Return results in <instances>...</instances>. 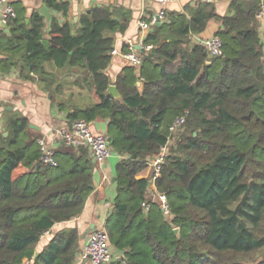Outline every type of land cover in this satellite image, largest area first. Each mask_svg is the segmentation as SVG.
Instances as JSON below:
<instances>
[{
  "label": "trees",
  "instance_id": "1",
  "mask_svg": "<svg viewBox=\"0 0 264 264\" xmlns=\"http://www.w3.org/2000/svg\"><path fill=\"white\" fill-rule=\"evenodd\" d=\"M63 17L68 3L46 0ZM10 36L0 40L8 58L0 70L15 65L44 83L57 69L79 68L93 103L71 107L70 124L83 119L108 120L114 153L124 155L115 167L116 197L104 230L119 259L110 264H264V42L255 14L258 0L230 4L232 15L220 18L216 33L222 55L209 58L192 35L216 17L213 4L186 7L167 15L143 42L142 64L117 77L119 99L108 94L104 74L114 40L124 33L130 15L113 7L92 8L79 27L51 20L44 38V18L14 4ZM47 42V45L43 43ZM138 80L145 82L140 93ZM184 116L179 132L173 121ZM27 120L12 117L9 135L0 134V264H74L80 252L77 228L60 230L39 254L40 238L54 225L83 210L93 191L89 153H55L56 167L39 162L36 142H26ZM177 136L165 157L155 186L166 196L170 217L156 203L146 211L149 157ZM175 138V137H174ZM178 229V234L174 230Z\"/></svg>",
  "mask_w": 264,
  "mask_h": 264
},
{
  "label": "crops",
  "instance_id": "2",
  "mask_svg": "<svg viewBox=\"0 0 264 264\" xmlns=\"http://www.w3.org/2000/svg\"><path fill=\"white\" fill-rule=\"evenodd\" d=\"M68 3V12L65 17L60 13L48 8L45 2L38 0H14L17 8L25 10V23H29L34 12L39 13L41 7H45L50 14L47 20L44 18V38H48L51 20L56 19L60 24L67 22L74 29L79 27L80 17L92 8L113 7L122 9L130 15V22L124 33L106 34L114 40V49L120 54L127 51L129 44L136 49L144 45L143 42L148 32L139 29L140 20L147 19L153 14L158 6L145 0H57ZM239 0H218L213 4L216 17L210 20L202 33L192 35L189 39L191 44H199L204 40L215 36L221 28L220 18L232 15L230 4ZM186 7H196L191 0L170 3L167 6V15L186 13ZM168 18V17H167ZM259 35L264 42V22H257ZM10 36L8 26H3L0 22V40H5ZM120 54L111 57V61L104 71L110 80V85L115 86L117 77L122 75L126 67L125 60ZM8 53L0 47V61L8 58ZM15 65L7 71L0 70V134L3 137L9 135L6 129L7 122L12 117H23L27 120L26 142H37L43 139L54 153L66 152L78 154V148H68L63 144L59 135L60 130L69 127L71 124L67 119V113L71 107L84 108L90 106L93 100L90 95L88 85L84 82L83 72L79 68L64 67L57 69L51 64H45L46 70L51 74L48 82L44 83L33 74L23 71L24 64L20 60V55L13 57ZM139 69H136L138 73ZM145 82L138 80L136 86L142 93ZM119 99V98H116ZM109 121L96 119L89 123L95 134H107ZM124 155L114 153L113 156L104 163H98L89 159L93 165V191L86 200L82 212L70 221L54 225L48 232H45L36 247V253L42 252L63 229L77 228L80 235V252L74 264H88L80 259V254L85 245V234L91 225L94 228L104 229L105 222L109 216L113 201L116 197L115 167ZM146 199L148 193L146 190ZM93 228V229H94ZM32 264V263H31Z\"/></svg>",
  "mask_w": 264,
  "mask_h": 264
},
{
  "label": "built area",
  "instance_id": "3",
  "mask_svg": "<svg viewBox=\"0 0 264 264\" xmlns=\"http://www.w3.org/2000/svg\"><path fill=\"white\" fill-rule=\"evenodd\" d=\"M45 2L46 0H38ZM153 2L158 6V9L147 17L140 20L138 27L143 32H150L154 27L163 24L167 21V6L170 3L181 2L183 0H145ZM195 6L198 4H214L218 0H191ZM16 18L14 9V0H0V22L3 26H7L9 22ZM257 22H264V0H258V10L255 14ZM199 45L202 46L208 57H219L222 55V45L220 39L215 35L210 38L200 40ZM152 46L142 45L140 51L129 44L127 51L119 53L116 49L110 52L111 57L120 54L126 64L134 69H139L142 64L141 51L148 52ZM185 122L184 116L177 117L169 128L171 135L179 132ZM59 135L63 144L68 148H85L91 159L98 163H104L109 160L114 152L110 146L106 134H95L90 128V124L83 119L74 121L69 127L60 130ZM172 139H169L167 144L163 146L156 156L149 157L147 164L150 167V175L148 177L146 202L142 203L144 210L149 209V203L159 205L164 216L168 219L170 211L166 196L159 193L156 189L155 182L161 176L162 166L165 162V157L169 152V144ZM39 147V162L44 166L56 167L57 162L54 157V151L43 139L37 140ZM122 158H124L122 156ZM146 197V195H145ZM80 259L88 264H110L114 260L119 259V253L111 246L108 236L104 229L94 228L86 236L85 245L80 254ZM31 261L25 264H31Z\"/></svg>",
  "mask_w": 264,
  "mask_h": 264
},
{
  "label": "water",
  "instance_id": "4",
  "mask_svg": "<svg viewBox=\"0 0 264 264\" xmlns=\"http://www.w3.org/2000/svg\"><path fill=\"white\" fill-rule=\"evenodd\" d=\"M38 11H39L40 14H42L43 16H45L47 20L50 18V14H49V12L47 11V9L45 7H41ZM43 43L45 45H47V42L46 41H43ZM137 50L140 51V47L137 48ZM108 94H110L114 98H120V95H119L116 87L113 86V85H110L108 87ZM93 228H94V225H91V227L88 229V231L85 234H83L81 236V238L84 239L85 238V235H87ZM178 232H179L178 229H175L174 230V233L175 234H178Z\"/></svg>",
  "mask_w": 264,
  "mask_h": 264
},
{
  "label": "rangeland",
  "instance_id": "5",
  "mask_svg": "<svg viewBox=\"0 0 264 264\" xmlns=\"http://www.w3.org/2000/svg\"><path fill=\"white\" fill-rule=\"evenodd\" d=\"M174 137H175V138H174ZM174 137H172L171 143L169 144V148H170V146L173 147V145L175 144V141H176V139H177V138H176L177 136H174ZM262 232L264 233V228H263Z\"/></svg>",
  "mask_w": 264,
  "mask_h": 264
}]
</instances>
